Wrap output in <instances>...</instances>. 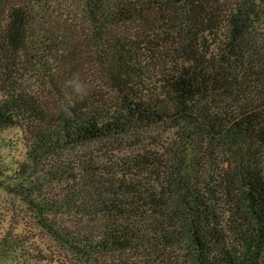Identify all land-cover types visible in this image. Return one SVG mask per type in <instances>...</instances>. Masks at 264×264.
<instances>
[{"label":"trees","instance_id":"1","mask_svg":"<svg viewBox=\"0 0 264 264\" xmlns=\"http://www.w3.org/2000/svg\"><path fill=\"white\" fill-rule=\"evenodd\" d=\"M14 126L0 264H264V0H0Z\"/></svg>","mask_w":264,"mask_h":264},{"label":"rangeland","instance_id":"2","mask_svg":"<svg viewBox=\"0 0 264 264\" xmlns=\"http://www.w3.org/2000/svg\"><path fill=\"white\" fill-rule=\"evenodd\" d=\"M22 140V132L18 127H8L0 132V169L13 167L14 161L24 157L25 148ZM15 206L14 196L7 193V189L0 181V229L8 225L11 217H13V222L18 218H26L29 224L30 217L26 211L17 212L14 210Z\"/></svg>","mask_w":264,"mask_h":264},{"label":"clouds","instance_id":"3","mask_svg":"<svg viewBox=\"0 0 264 264\" xmlns=\"http://www.w3.org/2000/svg\"><path fill=\"white\" fill-rule=\"evenodd\" d=\"M65 84L66 86L71 87L72 92L77 96L86 94L87 91L86 86L79 80L78 77L74 76L73 78L65 81ZM71 103H72V98L71 96H69L67 98V103L62 106L65 112L68 111V105H70Z\"/></svg>","mask_w":264,"mask_h":264}]
</instances>
